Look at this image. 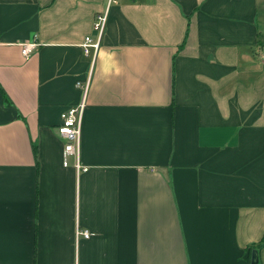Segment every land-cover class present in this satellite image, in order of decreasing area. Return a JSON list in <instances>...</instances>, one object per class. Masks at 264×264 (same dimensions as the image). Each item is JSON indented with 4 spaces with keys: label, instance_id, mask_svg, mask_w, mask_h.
Returning a JSON list of instances; mask_svg holds the SVG:
<instances>
[{
    "label": "crops",
    "instance_id": "obj_1",
    "mask_svg": "<svg viewBox=\"0 0 264 264\" xmlns=\"http://www.w3.org/2000/svg\"><path fill=\"white\" fill-rule=\"evenodd\" d=\"M107 2L0 0V264H264V0Z\"/></svg>",
    "mask_w": 264,
    "mask_h": 264
},
{
    "label": "built area",
    "instance_id": "obj_2",
    "mask_svg": "<svg viewBox=\"0 0 264 264\" xmlns=\"http://www.w3.org/2000/svg\"><path fill=\"white\" fill-rule=\"evenodd\" d=\"M119 0H108L106 8L97 13L94 21V28L97 31L96 38L91 35L85 37L82 47L86 56L92 57V66L95 61L97 52L101 46V41L104 36V32L109 20L111 8L116 5ZM40 46L39 41L34 39L31 42L24 43L22 45V53L28 56L34 53ZM263 60H264V48H263ZM91 85V73L84 82H79L78 86L82 89L83 97L80 103L66 109L61 114V124L58 132L65 141L64 146V164L68 166L72 157H75V167L77 171H86L87 167H84L80 161L82 134H83V119L87 106V97ZM76 235L84 238H89L91 233L88 229L77 228Z\"/></svg>",
    "mask_w": 264,
    "mask_h": 264
},
{
    "label": "water",
    "instance_id": "obj_3",
    "mask_svg": "<svg viewBox=\"0 0 264 264\" xmlns=\"http://www.w3.org/2000/svg\"><path fill=\"white\" fill-rule=\"evenodd\" d=\"M255 254V256H256V253H254Z\"/></svg>",
    "mask_w": 264,
    "mask_h": 264
}]
</instances>
